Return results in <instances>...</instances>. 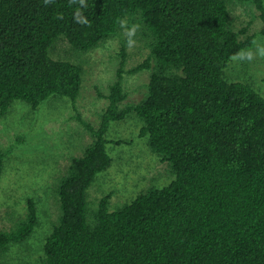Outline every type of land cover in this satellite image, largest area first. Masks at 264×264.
I'll return each instance as SVG.
<instances>
[{
    "label": "trees",
    "instance_id": "16d2710c",
    "mask_svg": "<svg viewBox=\"0 0 264 264\" xmlns=\"http://www.w3.org/2000/svg\"><path fill=\"white\" fill-rule=\"evenodd\" d=\"M228 1L0 0V115L14 101L77 100L81 65L49 54L62 37L95 49L129 18L150 52L137 70L154 62L143 99L118 109L119 74L98 128L82 121L92 141L57 185L60 215L36 264H264V98L223 76L250 44L232 29ZM131 112L174 179L114 209L104 196L91 211L88 190L111 164L105 134ZM37 225L29 198L25 217L0 232V252Z\"/></svg>",
    "mask_w": 264,
    "mask_h": 264
},
{
    "label": "rangeland",
    "instance_id": "374dc122",
    "mask_svg": "<svg viewBox=\"0 0 264 264\" xmlns=\"http://www.w3.org/2000/svg\"><path fill=\"white\" fill-rule=\"evenodd\" d=\"M264 7V0H262ZM230 24L239 39L250 44L233 57L223 71L228 82L250 85L264 98V36L261 13L255 0H229ZM134 33L129 35L133 27ZM144 33L133 20L125 19L117 34L95 49L78 51L65 38L49 48L55 59L79 63L81 88L77 100L48 98L35 108L14 101L0 115V153L4 154L0 180V232L13 229L27 212V200L35 202L38 225L24 241L9 243L0 252V264H36L44 255L46 236L57 223L60 209L56 188L73 157L81 156L92 141L83 122L98 128L102 111L109 105L111 87L121 75L124 96L119 110L136 104L147 93L150 69L137 70L150 55ZM83 121V122H82ZM143 122L134 112L110 122L105 138L110 166L97 175L88 190L93 211L109 197V206L131 202L150 187H163L174 177L139 134Z\"/></svg>",
    "mask_w": 264,
    "mask_h": 264
},
{
    "label": "clouds",
    "instance_id": "9594fccd",
    "mask_svg": "<svg viewBox=\"0 0 264 264\" xmlns=\"http://www.w3.org/2000/svg\"><path fill=\"white\" fill-rule=\"evenodd\" d=\"M136 30V27L134 26L133 29L131 30V32L129 33V35H131L132 33H134Z\"/></svg>",
    "mask_w": 264,
    "mask_h": 264
}]
</instances>
